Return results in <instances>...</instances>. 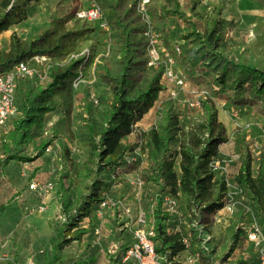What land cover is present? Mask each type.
Returning a JSON list of instances; mask_svg holds the SVG:
<instances>
[{"label": "trees", "instance_id": "16d2710c", "mask_svg": "<svg viewBox=\"0 0 264 264\" xmlns=\"http://www.w3.org/2000/svg\"><path fill=\"white\" fill-rule=\"evenodd\" d=\"M34 1L37 0H0V34L29 19L28 8ZM93 1L104 13L108 27L107 51L97 58L94 75L110 93L101 96L94 106L84 104L82 123L75 133L71 127L74 84L89 60L70 56L80 53L79 40L95 32V27L87 19L76 18L77 0L70 3L54 0L47 27L26 38L13 32L8 50H0V72H7L21 62H31L35 57L49 58L44 82L38 75L17 81L16 105L19 111L9 122L8 130L0 135L1 153L9 162L30 163L42 157L58 135L44 138L39 144L35 142L44 135L46 116L58 110L65 116L68 136L86 152L74 178L71 170L62 166L66 160L72 163L70 148L66 145L58 156L57 186L62 221L59 226H54L50 239L53 254L50 264H54L67 245L73 241L81 242L88 233L81 223L92 215L94 205L103 201L102 190L111 191L115 186V180H108L106 172L111 169L117 172V168L123 169L124 173L139 170V161L126 160L132 150L127 140L166 89L163 60L155 67L149 66L151 43L146 32L152 26L171 52L169 21L180 22L179 43L187 49L176 56V64L186 79L206 92L200 98L201 120L183 126L174 103L165 105L146 134L143 152L152 168L142 174L145 184L158 188L151 211L145 213L148 226L154 230L153 241L161 264H180L176 259L190 243L181 231L171 228L170 211L165 208L163 193L169 191L181 198L187 211L194 215L212 217L225 208L229 189L227 177L214 170L213 162L220 147L228 144L230 138L225 124L219 119L216 101L224 100L234 107L252 106L264 117V110L258 102L264 98V67L258 61L245 59L242 53L233 59L225 51L229 21L222 18L220 7L210 18L204 19L196 9V1L188 12L181 0H150L148 23L137 9V0ZM197 18L204 21L203 30L199 29ZM30 145L35 153L21 152ZM239 156L241 162L234 181L243 187L264 231V148L260 152L256 174L249 141H242ZM178 159L179 172L176 170ZM32 175L31 179L34 173ZM47 182L56 184L53 178ZM85 190H88L87 194ZM5 210L6 205L2 204L0 218ZM241 222H231L234 229L231 246L216 264L256 263L257 260L252 262L244 257L232 259L242 239L248 236ZM203 223L208 225L206 221ZM128 247L122 254L110 257L112 264H137L133 260H122ZM204 256L210 261V253L206 252L197 256V260L208 264ZM63 261L59 263L63 264Z\"/></svg>", "mask_w": 264, "mask_h": 264}, {"label": "rangeland", "instance_id": "374dc122", "mask_svg": "<svg viewBox=\"0 0 264 264\" xmlns=\"http://www.w3.org/2000/svg\"><path fill=\"white\" fill-rule=\"evenodd\" d=\"M66 1L67 3H70V1L73 0ZM77 1L79 2L78 10L90 9L92 8L93 3H95L93 0ZM193 1L197 2L196 9L203 14L204 19L210 18L218 7L222 8V18L229 21L228 35L224 44V49L233 59H236L237 56L242 53L245 59L258 61L259 65L264 67V0H181L182 5L188 12L190 11V7L194 4ZM53 2L54 0L34 1L28 8L30 14L29 19L22 23L10 26L7 31L0 34V50H8L10 36L13 32H17L19 36L26 38L47 27L51 18ZM197 20L199 29L203 30L204 21L199 18H197ZM88 21L93 27H95V32L87 34L79 40L80 53H78L77 56L85 57V59H88L89 61L84 65L82 76L77 80L78 83L76 87L74 86L76 107L73 106L72 108L71 127L75 133L78 132L82 123L81 119L84 114V104L87 103L94 106V100H100L101 96L110 93L103 83L95 80L94 75L97 58L107 51L108 27H101V23H106L104 13L102 21ZM171 22V32L169 34V40L171 41L170 44L172 47L171 52L167 49L165 42L158 39L157 43V49L161 51L163 55L166 52L174 54V47L181 42L179 39V32L182 27L181 23L174 21V19ZM186 49L187 48L183 45L181 51L183 52ZM48 61L49 58L40 62L33 61L35 67L39 70L38 77L41 82L45 81V71ZM174 70L177 75H182L186 79L179 66L176 65ZM186 80L188 83L187 87L181 89L178 94L173 97L171 95L172 84L163 79L166 89L160 93L159 99L156 101L152 110H150L146 117L136 125L134 133L128 137L127 141L131 145L132 150L127 154L126 160L139 161L141 163L139 170L131 173H124L123 169L117 168V172H114L111 169L105 174L108 180H115L116 184L111 191L102 190L101 198L103 201L94 205L95 207L92 208V213L94 212V214L91 215V217H108V214L110 213L109 211L113 210V212H116L117 217L114 221L116 222L115 225L113 226L111 221L109 222L106 220L109 225L104 226L102 231L103 234H101V232L97 233V230L94 228L95 226L93 227L90 225V233L88 237L84 239V243L78 245V247H76L77 243H73L66 253L61 254V258H64L63 264H112L107 258L106 252L110 251L111 253L115 250V247L108 242L113 229L117 232L118 239L122 240L124 244L129 245L134 241V229L137 227V216H121V204L129 203V205L132 204V206H136L139 208L138 213L140 211L147 212L149 210V205H152V203L154 204L156 197L158 196V188L156 186L145 184L142 181V174L150 172L152 168L151 162L147 158V154L143 152L146 134L154 125L155 120L160 116L161 109L170 102L174 103V107L180 115L181 124L183 126L201 120V109L191 107L190 103L195 100L196 97L205 95V91L201 86L192 83L188 79ZM247 96L251 97L252 95L247 94ZM258 102L264 110V98L258 100ZM216 105L219 112V119L226 126L230 142L220 147V153L213 162V165L217 168L216 171L218 174H226L229 188L227 195L228 202L224 209L220 210L212 217H204V215L198 213L195 215L190 213L191 218L187 217L188 223L194 222L195 225H205L203 222L206 221L208 225H205V229L214 234V245L211 246V249L209 247L208 250H205L204 247H208V245L206 244L207 242H203V247L195 249L192 253L195 254L196 258L197 256L203 255L204 252L210 253V261L204 256V259L209 262L208 264H216L220 262L224 255L229 251L232 243L234 229L232 228L231 222L242 220L241 225L245 227L248 236L247 238L242 239L232 259L236 260V258L244 257L254 262L257 260L261 250L264 249L263 226L260 225L258 215L251 207L243 187L235 183L234 176L238 172L240 166L241 159L239 156V146L243 140H247L251 144L252 154L255 158L253 167L254 173L256 174L260 152L261 149L264 148V117L252 106L234 107L224 100H217ZM62 116H64L63 113ZM56 128H58V130ZM56 128L49 131L47 123V126L44 128V135L38 138L35 143L39 144L44 138L56 135H58L57 138H59L60 132L63 134L65 133L67 138L69 137L66 130V119L65 125L62 123L61 126H57ZM57 138H55V140ZM48 150L51 149L48 148ZM69 150L72 163L63 159L66 160V162H64L62 166L71 170L70 174L74 178L76 174L75 170L81 165L86 152L77 145V142L72 145ZM35 151L36 150L32 145L21 150V152L28 155L35 153ZM1 154L0 143V177L3 173V169L10 164L8 159H6L7 157H1ZM53 158L52 166L49 169H45V174L47 179L53 178L56 181V187L58 188L59 157L56 159L55 156H53ZM179 161L180 159H178L176 164L177 172L180 171ZM16 164L18 166H15L11 170L13 174L18 173L19 166H23L21 167V170H24V174L29 168H32L30 165H23L20 162H17ZM35 172L36 170H34V175ZM31 176L33 175H28L27 177V186H30L31 184ZM11 185L12 184L9 180L0 178V191H11ZM55 191V188L50 190L49 195L56 197L57 194H59V191ZM87 192L88 190H85L86 194ZM37 193L39 194V191ZM39 196L41 198L40 200H42L43 197H41V195ZM163 196H168L177 200L181 199L179 197L176 198L169 191L163 193ZM15 201L17 202L18 199L14 197L7 198L5 205L8 206L10 203H15ZM25 202L28 203V200ZM104 202L105 204H103ZM36 205L39 204L36 203ZM55 205L57 207V203H55ZM165 206V208H167V205ZM229 206L231 210H229ZM34 207L36 206L34 205ZM36 208L39 209V207ZM58 208L61 210V207ZM34 211L35 210H33V212ZM60 220L61 217L59 214L57 215V219H53V224L59 226ZM95 221H97V219H95ZM83 222L82 225H87L88 219H85ZM170 225L173 229L176 228L177 223L171 221ZM253 233L258 234L257 238L258 240H261L259 244H256V242L251 239L250 235ZM84 246H87V248L85 249ZM26 258L30 261V264H38L35 257L32 255H27ZM198 262L199 264H202L201 259H198ZM0 264L9 263L8 260H6L1 261Z\"/></svg>", "mask_w": 264, "mask_h": 264}, {"label": "crops", "instance_id": "0c3cea01", "mask_svg": "<svg viewBox=\"0 0 264 264\" xmlns=\"http://www.w3.org/2000/svg\"><path fill=\"white\" fill-rule=\"evenodd\" d=\"M171 21L173 20L169 21V25L170 23H172ZM74 106L76 107L75 101ZM61 117L64 119V116H62V111L60 110L49 113L46 116L45 127L48 123L49 131H51L57 126H61L62 123H64L65 125V119L63 120ZM56 129L58 130V128ZM59 135L60 137L54 140L52 145L49 147L51 150H48L42 157L30 163H22L23 165H30L32 167L31 169L29 168V170L25 174L24 170H21V167L23 166H19L18 173L13 174L11 172L12 168L18 166L16 164L17 162L15 161H10L9 166L3 169V173L0 178L9 180L12 185L10 189L11 191H0V206L2 204L5 205V203L7 202V198L14 197L18 199V201H15V203H10L8 206H6V210L3 216L0 218V262L8 260L9 264H13V262H15L16 264L17 262L18 264H30V261H28L26 256L32 255L33 257H35L38 264H50L53 258L50 239L54 233L55 224H53V219H57V215L59 214L61 217V210L60 208H58L61 207L58 201L59 194L54 197L52 195H49V193H41L39 190L30 189V187L27 186V177L28 175H32L34 173V170H36L34 178L31 179V183L37 182L40 184H46V181L52 180V178H46L45 169L51 168L52 162L54 160L53 156H55V158L57 159L58 156L63 152V149L66 145L71 148L72 145L76 143L71 138H67L65 133L63 134L60 132ZM4 156L5 155L1 154V157ZM54 188L56 191H59L56 187V184ZM38 191L39 194L37 193ZM39 195L43 197L42 200H40L41 198ZM165 198L170 199V197L168 196H166ZM26 200H28V203L25 202ZM36 203L39 205H36ZM55 203H57V207ZM34 205L36 207H39V209L34 207ZM152 206L153 205H149V212ZM121 207V216H128L125 212L126 207H129L131 209L130 215L136 216L139 211V208H137L136 206H132V204L129 205V203H122ZM175 209L176 212H169V222L171 223V221H173L177 223L176 229L178 231H181L184 236L188 237L187 243L188 241H190V245L188 244V249L179 257H177L176 260L180 264H199L197 258L195 257V254H193L192 252L199 247H203V242H207L206 244L208 245V247H204L205 250H207L209 247L211 249V246L214 245V234L210 231H207L205 229V225H195L194 222L188 223L187 217L191 218V214L187 211V209H185L183 200L177 201V206ZM33 210L35 211L33 212ZM166 210L168 211L167 208ZM109 212L110 213L108 214V217L101 216V218H99L97 216L96 218H94V216H90L85 218L88 219V224L82 225V223H84L82 222L81 226L85 227L88 230V233L84 235L81 242L73 241L72 243L67 245L63 249L61 254L66 253L68 248L73 243H77L76 247H78V245H82L84 243V239L88 237L90 233V225H92L93 227L95 226L94 228L95 230H97L96 232H101V234H103L102 231L104 229V226L109 225L107 224L106 220L109 222L111 221L114 226L116 223L114 221L117 219L116 212H113V210H110ZM93 214L94 212L92 213V215ZM95 219H97V221H95ZM60 221H62V219ZM92 223L95 225H93ZM108 242L115 247V250H113L111 253L110 251L106 252L107 258L109 260L113 255H116L118 253L122 254L124 248L130 246L133 243L131 242L129 245L124 244L122 240L118 239L117 232L114 229L109 236ZM84 248L86 249L87 246H84ZM61 254L60 259L54 264H58L61 260L64 259L61 258ZM4 256L6 257V259L4 258Z\"/></svg>", "mask_w": 264, "mask_h": 264}, {"label": "built area", "instance_id": "2783aa9c", "mask_svg": "<svg viewBox=\"0 0 264 264\" xmlns=\"http://www.w3.org/2000/svg\"><path fill=\"white\" fill-rule=\"evenodd\" d=\"M137 1L138 11L142 14L143 18H145L149 23L150 18L148 15L147 6L150 0ZM76 18L81 20L87 19L92 21H102L103 12L99 8V6L96 5V3H93L92 8L90 9L77 10ZM101 27L106 28V23H101ZM146 35L150 37L151 43L149 49V66L155 67L161 60H163L165 64L163 79L172 84L171 95L175 97L181 89H183L184 87L186 88L188 85L187 80L182 75V77L177 75L174 70L177 65L176 56L182 53L181 44L179 43L174 47V54L166 52L163 55L162 52L157 49L159 36L154 32L152 26H149V30L146 32ZM72 57L78 56L72 54L71 58ZM45 60H47L46 57H35L32 61L40 62ZM32 61L21 62L17 64L13 69L7 72H0V134L2 133V131L6 132L8 130L10 126L9 122L19 111L16 105L17 81L24 78H33L34 76L38 75L39 70L35 67V63H32ZM77 83L78 81L75 82V87ZM201 97H196L195 100L190 103L191 107L199 109L201 107ZM94 103L98 104V100H94ZM216 169L217 168L214 167V170ZM29 187L32 190H39L41 193H49L50 190L54 189V184L52 182H47L46 184L33 182L30 184ZM103 204H105V202ZM165 205H167L168 211L170 210V212H172L175 210L177 202L174 198L165 199ZM228 208L229 210H231L230 206ZM125 212L128 216H130L131 209L129 207H126ZM136 216L137 227L134 229L135 239L133 243L123 253L122 260L124 262L133 260L137 264H161V258L156 252L155 242L153 241L154 230L152 227L148 226L149 220L147 214L144 211H141ZM257 236V233H253L252 235H250L251 239L255 241L256 244H259L261 240H258ZM4 258L6 259L5 256ZM13 264L16 263L13 262ZM255 264H264V249H262L259 253Z\"/></svg>", "mask_w": 264, "mask_h": 264}]
</instances>
